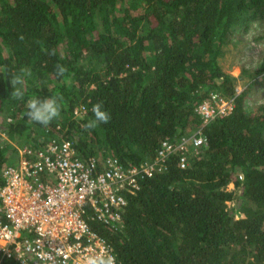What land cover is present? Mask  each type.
I'll use <instances>...</instances> for the list:
<instances>
[{
    "label": "trees",
    "instance_id": "trees-1",
    "mask_svg": "<svg viewBox=\"0 0 264 264\" xmlns=\"http://www.w3.org/2000/svg\"><path fill=\"white\" fill-rule=\"evenodd\" d=\"M260 19L264 0H0V129L12 141L0 146V187L17 147L52 136L73 140L81 157L140 163L163 139L201 129L206 141L186 167L172 154L127 194L120 227L90 225L116 264H264V104L245 109L248 86L264 82V59L253 73L242 69L238 78L248 72L250 82L239 93L218 61L229 35ZM15 76L23 99L10 94ZM211 90L234 108L202 126L195 107ZM51 95L63 98L60 116L30 121L27 101ZM98 101L111 118L86 130Z\"/></svg>",
    "mask_w": 264,
    "mask_h": 264
},
{
    "label": "built area",
    "instance_id": "built-area-1",
    "mask_svg": "<svg viewBox=\"0 0 264 264\" xmlns=\"http://www.w3.org/2000/svg\"><path fill=\"white\" fill-rule=\"evenodd\" d=\"M233 108V98L210 91L195 111L205 126ZM73 113L81 118L86 107L77 106ZM205 141L201 129L180 139L165 138L154 157L140 163L122 162L110 153L81 157L73 140L55 136L17 147V160L1 173L0 264L7 258L19 264H85L90 254L115 256L90 222L120 227L127 194L161 172L172 154L186 167L190 151ZM7 143L12 141L0 129V146Z\"/></svg>",
    "mask_w": 264,
    "mask_h": 264
},
{
    "label": "rangeland",
    "instance_id": "rangeland-1",
    "mask_svg": "<svg viewBox=\"0 0 264 264\" xmlns=\"http://www.w3.org/2000/svg\"><path fill=\"white\" fill-rule=\"evenodd\" d=\"M263 59L264 19L251 21L247 29L237 28L229 35L227 43L222 45L218 56L222 69L237 78L241 76L242 69L250 70V73H253ZM249 82V74L244 72V75L235 81L237 92L245 89ZM261 104H264V82L250 84L245 97V109L251 113ZM3 116H5V111L0 115V121ZM227 189H234V185L230 183ZM229 204L236 206V201Z\"/></svg>",
    "mask_w": 264,
    "mask_h": 264
},
{
    "label": "clouds",
    "instance_id": "clouds-1",
    "mask_svg": "<svg viewBox=\"0 0 264 264\" xmlns=\"http://www.w3.org/2000/svg\"><path fill=\"white\" fill-rule=\"evenodd\" d=\"M55 51L49 53L54 55ZM55 72L57 77H63L67 72V68L62 64L55 65ZM27 74L30 75V72ZM12 87L11 96L15 99H23L24 93L21 88L16 87L22 84L23 80L19 76L13 77L10 81ZM62 97L58 95H51L49 97L31 98L27 101L26 116L32 122H36L43 126H48L55 118L60 116ZM93 119L89 120L84 128L86 130L95 128L98 124H107L110 120V113L104 109L103 102L98 101L93 104L92 109ZM85 264H116V257L107 252L99 254H90L85 258Z\"/></svg>",
    "mask_w": 264,
    "mask_h": 264
}]
</instances>
